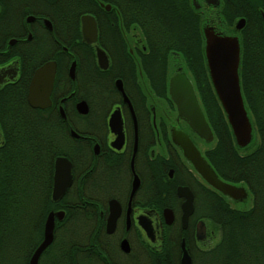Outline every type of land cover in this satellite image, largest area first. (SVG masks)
<instances>
[{
	"label": "flooded vegetation",
	"instance_id": "1",
	"mask_svg": "<svg viewBox=\"0 0 264 264\" xmlns=\"http://www.w3.org/2000/svg\"><path fill=\"white\" fill-rule=\"evenodd\" d=\"M166 1L172 9L184 2L201 15L203 54L206 27L239 39L235 24L228 31L213 15L220 0L217 5L212 0ZM118 2L92 0L88 12L67 22L60 10L54 13L51 0H0V149L6 140L3 126L29 125V110L38 109L44 116L38 121L51 132L44 146L53 150L50 166L40 167L50 170L48 191L36 203L30 194L27 198L23 249H0V264H181L184 250L190 264H203L197 262V251L211 248L207 243L214 230L199 209L200 200L216 194L237 202L204 182L172 140L177 128L199 149L192 131L180 125L188 127L168 94L170 78L183 72L201 107L191 73L192 80L177 67L168 75L167 57L161 75L165 93L158 94V73L151 70V77L143 68L151 61V38L149 26H143L142 0ZM83 15L91 16L95 26L84 35ZM97 49L106 61L99 60ZM47 63L54 64L49 104L34 108L28 101L31 77ZM157 99L172 104L175 115L159 114ZM80 104L84 112H79ZM1 156L4 168L9 162ZM58 157L69 162L71 182L53 200ZM179 188L192 194L184 226L185 197L178 195ZM165 209L172 214L169 224ZM49 215L51 241L33 260Z\"/></svg>",
	"mask_w": 264,
	"mask_h": 264
},
{
	"label": "trees",
	"instance_id": "2",
	"mask_svg": "<svg viewBox=\"0 0 264 264\" xmlns=\"http://www.w3.org/2000/svg\"><path fill=\"white\" fill-rule=\"evenodd\" d=\"M109 1L119 5L118 0ZM164 1L142 0L143 26H149V32L144 30L151 38L147 43L148 60L151 61L149 66L143 67L144 71L151 77V70L158 73V94L162 95L165 88L161 75L168 55L182 56L196 84L199 102L215 139L204 151L207 162L220 179L242 183L252 195L249 208L236 209L224 197L209 194L206 217L212 229L219 231V239L197 258L203 264H264V21L260 13L264 11V0H220L215 8L217 17L228 31L237 19L245 20L238 32V74L253 136L244 148L235 144L208 78L201 15L184 2L172 9ZM51 2L54 13L60 10L67 16V22H71L90 10L92 0ZM28 116L32 120L29 125L3 126L6 140L0 156L9 163L4 168L0 166V249H11L22 241L28 195L36 199L33 200L36 203L50 185V170L42 171L40 167L50 166L53 150L48 152L44 144L50 140L51 132L38 121L44 117L40 110L30 109ZM249 147L253 148L246 152Z\"/></svg>",
	"mask_w": 264,
	"mask_h": 264
},
{
	"label": "water",
	"instance_id": "3",
	"mask_svg": "<svg viewBox=\"0 0 264 264\" xmlns=\"http://www.w3.org/2000/svg\"><path fill=\"white\" fill-rule=\"evenodd\" d=\"M207 3L210 2L205 0ZM215 5L218 0H212ZM264 21V13L261 14ZM94 20L89 15L80 17L81 31L88 33L95 31ZM89 25V26H88ZM244 25V19L240 18L234 25V31H239ZM90 30H89V29ZM93 35V34H92ZM205 39L204 57L206 68L212 89L225 114L227 123L231 130L235 144L239 148H244L252 140V125L245 108L239 82V60L240 44L236 35H221L215 33L212 27L203 29ZM99 60L105 54L97 49ZM54 64L47 63L35 70L31 77L28 101L34 108H43L49 104V93L53 82ZM168 94L175 105L178 118L182 119L189 129L205 142L213 140L212 131L198 103L192 85L183 72L176 73L170 78ZM82 104L79 105V112H84ZM172 140L181 149L183 156L190 162L196 173L211 188L233 201L246 199L247 193L242 186H237L220 179L212 167L202 156L197 146L190 137L180 129L172 130ZM71 182L70 164L62 157H58L54 162L53 184L51 198L57 200L61 197ZM178 195L184 196L182 204L183 226L187 217L192 212V194L186 188H179ZM166 222L172 220L170 210H164ZM53 228V218L49 215L45 225L43 241L36 248L33 260L51 241ZM148 234L147 232H145ZM181 264H190V258L184 250L181 257Z\"/></svg>",
	"mask_w": 264,
	"mask_h": 264
},
{
	"label": "rangeland",
	"instance_id": "4",
	"mask_svg": "<svg viewBox=\"0 0 264 264\" xmlns=\"http://www.w3.org/2000/svg\"><path fill=\"white\" fill-rule=\"evenodd\" d=\"M213 11H214L213 15L217 16L216 15V10H213ZM177 67H182L183 71L186 72L188 74L189 78L192 80L187 68L185 67V63L183 61V58L179 54L169 55L168 56V75H170L173 72H175ZM156 106H157V110L159 111L158 112L159 114L160 113H163V114L166 113L165 115L166 116L168 115L169 117H172L173 115H175V110H174L173 105L172 104L169 105L166 101H163L161 99H157ZM180 125L182 127H184L187 132H190V129L187 126H185L184 123H180ZM190 133H191V135H193V138H194L195 142L198 144L199 149H200L201 152H204L206 149L210 148L215 142V139H213L210 142L202 141L201 139H198V137L196 135H194L192 132H190ZM255 145H256V142H255L254 146ZM252 148L249 147V148L245 149V151L246 152L250 151ZM238 185L242 186L246 190V193H247L246 199H244L242 201H239V202H236V203L235 202H231V201H229V202L227 201V203H229L231 207L236 208V209H247L252 204V195L250 194V192L248 191L247 187L244 184L238 183ZM209 199L210 198H208L207 195H206V197L202 198L200 200V202H199V209H201L205 213L207 211ZM206 223H207V225H209V227H212V224L210 222H206ZM218 239H219V231L214 229V231L212 233V236L208 240L207 246H209V247L213 246L218 241ZM6 241L8 242V239ZM9 241L10 242L12 241V236L9 238ZM8 244H10V243L8 242ZM23 244H24V242L20 240V241H18V244L14 245V246H11V249L12 248L13 249H23ZM2 249H4V247ZM204 250H206V249H200L199 251H197L198 252L197 255L199 256L200 254H203ZM198 256H196V257H198ZM197 262L201 263L202 260L199 261L198 258H197Z\"/></svg>",
	"mask_w": 264,
	"mask_h": 264
}]
</instances>
